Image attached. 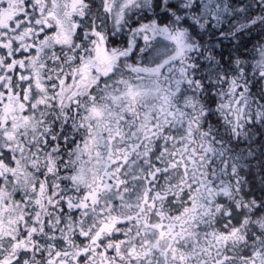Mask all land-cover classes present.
<instances>
[{"label":"clouds","instance_id":"clouds-1","mask_svg":"<svg viewBox=\"0 0 264 264\" xmlns=\"http://www.w3.org/2000/svg\"><path fill=\"white\" fill-rule=\"evenodd\" d=\"M0 264H264V0H0Z\"/></svg>","mask_w":264,"mask_h":264}]
</instances>
